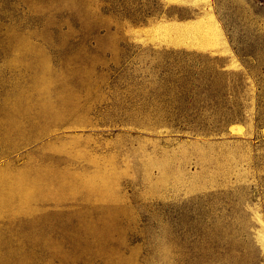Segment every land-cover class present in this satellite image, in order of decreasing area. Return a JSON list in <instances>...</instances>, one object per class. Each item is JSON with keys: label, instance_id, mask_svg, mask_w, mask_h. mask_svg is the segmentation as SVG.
Instances as JSON below:
<instances>
[{"label": "rangeland", "instance_id": "374dc122", "mask_svg": "<svg viewBox=\"0 0 264 264\" xmlns=\"http://www.w3.org/2000/svg\"><path fill=\"white\" fill-rule=\"evenodd\" d=\"M0 264H264V0H0Z\"/></svg>", "mask_w": 264, "mask_h": 264}, {"label": "trees", "instance_id": "16d2710c", "mask_svg": "<svg viewBox=\"0 0 264 264\" xmlns=\"http://www.w3.org/2000/svg\"><path fill=\"white\" fill-rule=\"evenodd\" d=\"M151 5H155V2H152ZM148 6V5H147ZM151 7V6H150ZM154 10L151 8L148 9H143L142 11H140V13L137 15V19L135 21L132 20L133 24H137V23H144L146 22L148 17L153 16L154 14Z\"/></svg>", "mask_w": 264, "mask_h": 264}]
</instances>
